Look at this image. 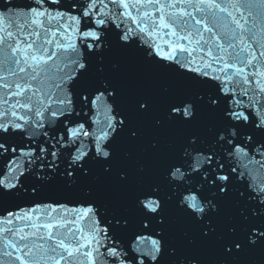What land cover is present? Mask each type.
<instances>
[{
  "label": "snow or ice",
  "instance_id": "1",
  "mask_svg": "<svg viewBox=\"0 0 264 264\" xmlns=\"http://www.w3.org/2000/svg\"><path fill=\"white\" fill-rule=\"evenodd\" d=\"M0 264H264V0H0Z\"/></svg>",
  "mask_w": 264,
  "mask_h": 264
},
{
  "label": "water",
  "instance_id": "2",
  "mask_svg": "<svg viewBox=\"0 0 264 264\" xmlns=\"http://www.w3.org/2000/svg\"><path fill=\"white\" fill-rule=\"evenodd\" d=\"M116 59H118V57L114 56L113 60ZM121 63L125 70V76L133 83L134 90L135 87L146 85L148 90H150L154 95L159 96L165 87L169 89H179L184 87V85H182L180 82L171 79L163 74L156 73L153 71L143 70V69L137 70L128 61H121ZM146 138L151 139V135L149 134ZM123 150L134 151V153L135 151H138V150H133L128 146H125ZM174 229L178 243H183V238L181 234L183 231L188 230L187 226L183 225L182 223H178L174 225Z\"/></svg>",
  "mask_w": 264,
  "mask_h": 264
}]
</instances>
